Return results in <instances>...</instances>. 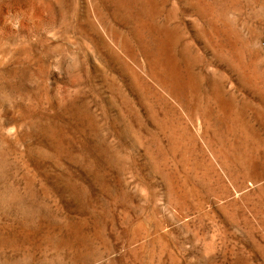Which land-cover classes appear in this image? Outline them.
Instances as JSON below:
<instances>
[{
    "label": "rangeland",
    "instance_id": "rangeland-1",
    "mask_svg": "<svg viewBox=\"0 0 264 264\" xmlns=\"http://www.w3.org/2000/svg\"><path fill=\"white\" fill-rule=\"evenodd\" d=\"M0 264H264V0H0Z\"/></svg>",
    "mask_w": 264,
    "mask_h": 264
}]
</instances>
